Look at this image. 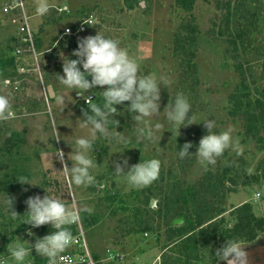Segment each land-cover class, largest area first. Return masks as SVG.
Segmentation results:
<instances>
[{"label":"rangeland","instance_id":"obj_1","mask_svg":"<svg viewBox=\"0 0 264 264\" xmlns=\"http://www.w3.org/2000/svg\"><path fill=\"white\" fill-rule=\"evenodd\" d=\"M13 1L0 0V60L18 61L15 70L0 63V264H55L57 255L73 251L43 229L73 230L74 209L97 264H160L162 254H174L165 248L164 195L230 163L248 185L228 194L226 224L234 223L231 209L246 202L264 217V180L252 178L263 152L245 137L244 120L229 115V97L242 80L238 66L251 92L264 94V0H196L190 15L175 0H136L133 9L130 0H23L34 38L43 41L37 67L19 24L3 12ZM191 15L200 30L199 83L188 94L173 51ZM79 29L73 51L69 38ZM97 65L106 70L100 91L108 104L90 114L85 105L102 102L80 70ZM183 128L196 147L189 159L177 152ZM33 210L36 226L27 213ZM146 224L151 231L142 230ZM216 264H264V233Z\"/></svg>","mask_w":264,"mask_h":264},{"label":"trees","instance_id":"obj_2","mask_svg":"<svg viewBox=\"0 0 264 264\" xmlns=\"http://www.w3.org/2000/svg\"><path fill=\"white\" fill-rule=\"evenodd\" d=\"M136 3V0H130L128 8L133 9ZM175 4L190 15L193 13L196 0H175ZM228 10L229 12L231 10L229 6ZM228 14L230 15V13ZM199 32L195 18L191 15V19L180 26V30L177 31L174 38L173 53L180 58L184 80L189 86L186 89L188 94H193L199 83L198 68L195 62ZM230 40L235 50L238 45L237 39L233 37ZM35 43L37 48L42 46L43 41L40 35L36 36ZM69 45L73 51L79 49L78 37H70ZM61 46L64 47L62 42ZM0 63L16 69V62L13 57H3ZM238 69L242 80L240 87L229 97V115L244 120L245 137L256 141L260 151L263 152V157L256 168L258 174L252 175L253 181L258 183L264 180V94L258 89L253 94L247 85L242 66H238ZM105 74V67L100 65L85 67L80 70L81 81L88 83L91 89L98 93L97 100L102 102L101 105H85V110L90 114L99 113V107L108 104L105 95L100 91L101 82L106 79ZM134 90V95H138L139 91L135 88ZM138 104L139 102H135V107ZM189 130L183 128V134L178 138L177 143V152L184 155L186 159L190 158L188 155L193 149L196 150ZM5 143L8 150H12L16 145L12 136L7 137ZM200 149L199 146L197 150ZM243 177L244 180H241ZM245 178L246 175L242 168L230 163L216 173L206 170L196 184L184 190L173 185V190L164 195V203L159 211L168 225L165 229L166 240L168 241L165 248H173L174 254H162L160 264H216L218 257L223 253H228L236 244L254 242L264 233V217H259L253 212L251 203L246 202L231 209L230 215L234 219L232 226L226 224L223 216L225 213L223 205L228 194L237 192L240 185H248ZM17 190L18 186L10 188V191L14 193ZM149 198L150 196L147 197L146 203ZM27 213H31L32 226H36L38 224L35 219L37 211H27ZM180 218L183 219V223L175 226L173 221ZM22 230L24 228H19L17 232ZM43 230L50 233V236H59L64 232L62 228L59 229L53 225H49ZM142 230L151 231V227L146 224ZM65 231L68 234L74 233V230Z\"/></svg>","mask_w":264,"mask_h":264},{"label":"built area","instance_id":"obj_3","mask_svg":"<svg viewBox=\"0 0 264 264\" xmlns=\"http://www.w3.org/2000/svg\"><path fill=\"white\" fill-rule=\"evenodd\" d=\"M3 12L8 17H10L13 23L19 24L18 35H22V42H24L26 45V52L34 56V60H36L35 66L37 67L38 61L35 57L36 43L34 34L32 33L30 17L26 12L24 1L15 0L13 2H8L3 8ZM70 32L71 29L66 28L64 35L69 36L68 34H70ZM72 32L74 34L71 36H78L77 34L80 33V29L76 31L72 30ZM17 53L22 54L19 50L17 51ZM17 53H15L16 61L18 60ZM16 63H18V61ZM6 82L10 84L12 83L10 79L6 80ZM91 95L92 94L87 95V97L85 98L86 103H90L92 101L94 95L93 97ZM71 217L72 218L69 223L73 228L74 233L68 234L63 232L58 237L60 243L64 247H72L74 250L70 252H63L57 255V257H55V264H97V260L88 249L86 236L83 228L81 227V221L76 209H74Z\"/></svg>","mask_w":264,"mask_h":264},{"label":"water","instance_id":"obj_4","mask_svg":"<svg viewBox=\"0 0 264 264\" xmlns=\"http://www.w3.org/2000/svg\"><path fill=\"white\" fill-rule=\"evenodd\" d=\"M49 93L51 94L50 96L53 97L54 96V90L52 87H49ZM183 223V219H176L174 220L173 224L174 225H181Z\"/></svg>","mask_w":264,"mask_h":264}]
</instances>
